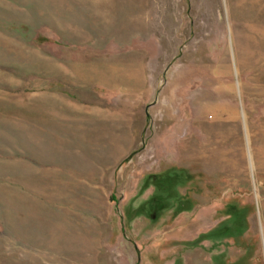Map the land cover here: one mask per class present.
<instances>
[{"label": "rangeland", "instance_id": "rangeland-1", "mask_svg": "<svg viewBox=\"0 0 264 264\" xmlns=\"http://www.w3.org/2000/svg\"><path fill=\"white\" fill-rule=\"evenodd\" d=\"M0 264H264V0H0Z\"/></svg>", "mask_w": 264, "mask_h": 264}]
</instances>
